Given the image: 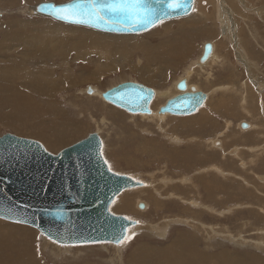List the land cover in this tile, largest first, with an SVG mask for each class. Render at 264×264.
I'll list each match as a JSON object with an SVG mask.
<instances>
[{
  "label": "rangeland",
  "instance_id": "1",
  "mask_svg": "<svg viewBox=\"0 0 264 264\" xmlns=\"http://www.w3.org/2000/svg\"><path fill=\"white\" fill-rule=\"evenodd\" d=\"M17 1L16 7L0 5V52L7 53L6 58L0 55V85L6 79L2 69L16 58L19 74L33 79L31 100L45 109L52 108L53 101L56 111L45 114V121L57 122L56 132L61 124H68V139L67 145L56 147L27 130L18 133L1 120L0 137L11 133L37 140L58 154L98 133L111 169L145 185L120 194L128 193L132 206H126L120 195L111 206L113 213L139 222L130 228L127 236L131 239L123 245L64 246L35 228L0 221L35 231V249L48 264H130L129 255L140 244L151 243L158 251L178 231L194 232L193 248L205 264H264V0H196L191 15L164 21L138 35L106 34L63 24L31 15L38 3L49 0ZM16 19L31 29L19 36L13 27ZM199 22L207 35L199 34ZM83 30L99 38L90 42L87 55L76 50L83 44ZM101 35L112 40L103 48L105 52ZM206 42L214 44L215 58L200 67L198 58ZM191 45L192 52L179 62V47ZM188 70L191 74L187 76ZM184 76L209 95L203 108L188 117L134 115L99 96L119 83L138 81L159 93L167 91L169 98L178 94L175 85ZM167 98L157 96L152 109L157 112ZM11 103L17 105L16 99ZM204 112L208 115L204 131L184 126ZM244 122L250 124L246 129L241 127ZM149 145L158 147H148L153 150L150 153ZM171 150L187 153L184 165L160 158ZM214 167L219 176L211 172ZM201 177L207 178L205 182ZM206 183L210 191L216 183V193ZM140 203L146 207L140 209Z\"/></svg>",
  "mask_w": 264,
  "mask_h": 264
},
{
  "label": "water",
  "instance_id": "2",
  "mask_svg": "<svg viewBox=\"0 0 264 264\" xmlns=\"http://www.w3.org/2000/svg\"><path fill=\"white\" fill-rule=\"evenodd\" d=\"M144 2L156 9L160 16L147 27L74 24L55 19L50 15L51 9L38 11L41 4H64L56 2H40L32 14L106 34L138 35L164 21L191 15L195 0H183L187 11H169L168 0H164L163 4L160 0ZM165 11L169 14L164 15ZM214 50V44L206 42L199 64H207ZM89 89L91 93L93 88L90 86ZM176 89L179 93L167 98L157 110L159 115L191 116L203 108L209 98L207 92L189 85L185 77L177 82ZM158 95L160 93L155 88L141 82L125 81L104 91L102 98L130 114L152 115L154 110L151 106ZM161 96L168 95L162 93ZM193 98L200 101L195 106L191 103ZM241 127L246 129L249 124L244 122ZM101 148L103 141L98 133L88 135L58 154H52L37 140L11 133L1 136L0 219L33 227L59 245H118L117 238L121 235L127 237L130 228L139 222L113 213L111 206L123 192L145 184L128 175H116L112 169L109 171V164L99 154ZM139 208L144 209L145 204H139Z\"/></svg>",
  "mask_w": 264,
  "mask_h": 264
},
{
  "label": "bare ground",
  "instance_id": "3",
  "mask_svg": "<svg viewBox=\"0 0 264 264\" xmlns=\"http://www.w3.org/2000/svg\"><path fill=\"white\" fill-rule=\"evenodd\" d=\"M68 1H71V0H68ZM68 1H65V2H68ZM45 2H53V1L49 0V1H45ZM65 2H56V3H65ZM0 5L3 7H6V8L16 7L19 5V1H17V0H2L0 2ZM195 6H196V0L194 2V8H195ZM31 15H33V14L31 13ZM48 18H50V17H48ZM50 19H52V18H50ZM201 24L202 23L199 22L197 24L196 29L199 30L200 35H207L208 34L207 31H202V28H201L202 25ZM13 25H14L13 26L14 30L16 32H18L19 36L26 34L31 29L30 26L21 25L20 19H16L15 22L13 23ZM80 37L83 41V44L76 46V50H80L81 52H84V53H82L83 55H87V54L91 53V48H90L89 44L92 40L99 39L97 37V35L95 33H92V32L90 33L87 30H83L80 33ZM108 42L112 43V40L108 37L102 36V40H101L102 49L106 46V44ZM192 47H193V45L188 46L186 49L185 48L182 49L181 46L179 47V50H180L179 62H182L183 60L186 59L185 57L189 56L190 52H192L191 51ZM176 50H178V49H176ZM103 51L105 52L104 49H103ZM12 54H14V53H12ZM0 55H3L5 58L7 57V53H4V52H0ZM123 55L125 58L128 56L127 50L123 51ZM213 58H215V50H214V54L210 60H212ZM198 60H199V58H198ZM204 65L205 64L200 65V67H203ZM193 67L194 66H192V68ZM190 70H193V69H190ZM9 73H10V75H9ZM189 74H191V71L188 70V72H186V75L188 76ZM2 75L4 77H6V79H5L4 83H2L0 85V120L3 121L4 123L10 124L12 129H14L18 133H23L25 130H27V131H29L30 135L44 139L45 141H51L52 145H54L56 147H60V146H63L65 144L67 145L66 140L68 139V134H66V133L68 132V124H61L62 128H59L58 132H56L55 129L58 125L57 122L56 123H50V124L46 123L45 114L49 113L50 110H53L54 112L56 111V108L54 107L53 101L51 103V105L53 107L52 108L49 107L48 109H45L38 102L31 100V98H33V79L31 77L24 75L23 73L19 74V63L17 62L16 58H13L10 61V64L2 69ZM187 76H184V77L187 78ZM19 80H20V82H19ZM22 80H23V82H22ZM188 84H189V82H188ZM25 88L28 90L27 93L25 91ZM37 88L39 89L40 87H37ZM175 89H176V85H175ZM198 90H200V89H198ZM55 91L52 94H55ZM102 93L99 94L100 97H102ZM162 93H166L167 95H169V93L166 91V92H161L160 96L162 95ZM28 94H32V95H28ZM12 98L16 99V103L18 106L11 103ZM46 98L51 99V95H48ZM151 108H152V106H151ZM45 110H48V111H45ZM245 110H246V108H245ZM155 114L159 115L158 112L154 111V114H152V115H155ZM143 116H147V115H143ZM198 116L199 117H196V118L192 117L193 119L191 118V119L185 121L184 126H187L190 128H196V131L201 133V131H204V130H201L202 127L207 126V124L205 122L207 121L206 118H208V115H206L204 112ZM63 118L66 120V122H68L66 117H63ZM157 118H159V117H157ZM204 120H206V121H204ZM59 121H60V123H64V122H62L61 119H59ZM209 123H212V122H209ZM249 126H250V124H249ZM161 128H162V126H161ZM73 132H76V131H73ZM78 133H80V132L78 131ZM215 143H218V142H215ZM148 147H153V150H154V149H156V147H158V145L147 146V149L151 151L150 153H152L153 150L149 149ZM180 151L181 150H171L170 152L169 151L165 152L164 154L160 155L161 156L160 158L165 159V160L171 158V161L173 160L174 164L176 166L181 167V165L185 164L187 153H184L185 152L184 151L181 155L178 153ZM214 168L215 169L211 170V172H216L218 175L219 172H218L217 168L216 167H214ZM212 178H215L214 175ZM170 179H172V178H170ZM200 179L202 180L201 182H205V180L207 178L201 177ZM206 185H207L206 188L209 190L208 183H206ZM216 185H217L216 183L213 184L212 190L211 191L209 190L211 193H214L215 189H217L216 187H218V186H216ZM211 193H210V195H211ZM127 194L128 193H126V195L124 194V196L120 195L121 196L120 199H123L126 201V206H127V203H129L132 206V202L128 201ZM126 206H123L124 208L122 207L121 210L125 209ZM131 206H129L128 209ZM161 206H163V205H161ZM176 207H173L172 209H176ZM154 208L156 209V208H158V206L155 205ZM166 226H169V224H167ZM194 231L198 232L197 229H194ZM190 233H191V236H189ZM190 233H188V232L184 233L183 231H178V233H176V235L174 237H172L171 242L168 245H166L165 248L161 247L160 250H158V251L153 250V248L150 245L151 243L140 244L129 255L128 262L130 264H199V261H200L201 264H205V260H203L202 257L199 256V251H197V250H195V248H193V243H194V239H195L194 238V232H190ZM36 237H37V235L35 234V231H33V230L31 231V229L29 230L26 227H21V226L16 225V224L10 225L8 223L6 224L3 221H0V264H48L46 262H43V258L40 256L42 258V260H41L37 254V251H36L37 249H35L36 248V246H35ZM209 241H211V240H209ZM119 245H121V244H119ZM122 245H123V243H122ZM86 264H94V263H86Z\"/></svg>",
  "mask_w": 264,
  "mask_h": 264
},
{
  "label": "snow or ice",
  "instance_id": "4",
  "mask_svg": "<svg viewBox=\"0 0 264 264\" xmlns=\"http://www.w3.org/2000/svg\"><path fill=\"white\" fill-rule=\"evenodd\" d=\"M160 3L163 4L164 0H160ZM167 8L169 11L188 10L183 0H168ZM45 9H51L50 15L55 19L89 26H99L100 23H104L120 25L121 27L127 25L147 27V25L160 19L159 12L147 5L144 0H75V2H68L59 6L55 3L41 4L38 11ZM169 11H165L164 15H168ZM199 102L195 98L191 101L192 106ZM99 154L103 157L102 148ZM105 163H107L106 160ZM109 171H111L110 165ZM116 175L120 174L116 173ZM49 238L51 239V237ZM129 239H131L130 236L121 235L116 242L122 244Z\"/></svg>",
  "mask_w": 264,
  "mask_h": 264
}]
</instances>
